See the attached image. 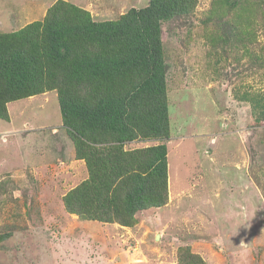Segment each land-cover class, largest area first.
Returning a JSON list of instances; mask_svg holds the SVG:
<instances>
[{
	"label": "rangeland",
	"instance_id": "1",
	"mask_svg": "<svg viewBox=\"0 0 264 264\" xmlns=\"http://www.w3.org/2000/svg\"><path fill=\"white\" fill-rule=\"evenodd\" d=\"M57 1L0 0V33L41 21ZM62 1L98 22L148 3ZM162 41L166 204L135 214L129 228L69 214L62 198L88 174L56 93L16 101L12 125L0 120V264H264V118L240 100L264 91V63L247 53H264V0H197L162 24Z\"/></svg>",
	"mask_w": 264,
	"mask_h": 264
},
{
	"label": "trees",
	"instance_id": "2",
	"mask_svg": "<svg viewBox=\"0 0 264 264\" xmlns=\"http://www.w3.org/2000/svg\"><path fill=\"white\" fill-rule=\"evenodd\" d=\"M196 4L148 0L98 22L59 0L41 21L0 33V120L10 121L8 103L54 91L74 159L85 164L87 178L62 198L69 214L129 228L135 214L166 204L170 127L162 24L189 15ZM247 53L263 65L264 53ZM240 100L252 102L258 123L264 118V91ZM136 140L160 144L123 148Z\"/></svg>",
	"mask_w": 264,
	"mask_h": 264
},
{
	"label": "crops",
	"instance_id": "3",
	"mask_svg": "<svg viewBox=\"0 0 264 264\" xmlns=\"http://www.w3.org/2000/svg\"><path fill=\"white\" fill-rule=\"evenodd\" d=\"M71 4H72V2H71ZM74 5H76V4H74ZM77 7H78V5H76ZM80 8V7H79ZM30 98H32L31 100H33L34 98L33 97H30ZM30 98H27V99H24V100H26V101H29L28 99H30ZM24 100H20V101H24ZM16 102V101H15ZM14 104V102H10V103H8L7 104V109H8V112H9V115H10V110L9 109H11V106ZM9 107V108H8ZM8 123V125H12V123H11V115H10V121L9 122H7ZM12 130V129H11ZM11 130H7V129H5V132L4 133H9V131H11ZM29 132V131H28ZM0 134H2V131H0ZM9 134H11V133H9ZM27 133H25V135H26ZM14 138V137H13ZM18 140V139H17ZM16 141V140H15ZM8 142V140L5 142V144ZM12 143H13V141H12ZM3 167V166H2Z\"/></svg>",
	"mask_w": 264,
	"mask_h": 264
},
{
	"label": "water",
	"instance_id": "4",
	"mask_svg": "<svg viewBox=\"0 0 264 264\" xmlns=\"http://www.w3.org/2000/svg\"><path fill=\"white\" fill-rule=\"evenodd\" d=\"M156 239H158V236H156Z\"/></svg>",
	"mask_w": 264,
	"mask_h": 264
},
{
	"label": "clouds",
	"instance_id": "5",
	"mask_svg": "<svg viewBox=\"0 0 264 264\" xmlns=\"http://www.w3.org/2000/svg\"><path fill=\"white\" fill-rule=\"evenodd\" d=\"M8 135H11V134H8ZM8 135H7V136H8ZM4 137H5V136H4Z\"/></svg>",
	"mask_w": 264,
	"mask_h": 264
}]
</instances>
